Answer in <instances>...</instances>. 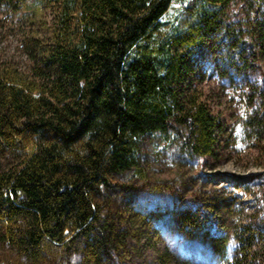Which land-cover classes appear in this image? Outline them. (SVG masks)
I'll use <instances>...</instances> for the list:
<instances>
[{
	"label": "trees",
	"instance_id": "1",
	"mask_svg": "<svg viewBox=\"0 0 264 264\" xmlns=\"http://www.w3.org/2000/svg\"><path fill=\"white\" fill-rule=\"evenodd\" d=\"M55 1L59 19L41 46L37 79L0 71V264H117L131 235L113 208L128 192L122 177L147 176L144 144L161 136L183 161L224 156L226 125L194 84L186 53L208 31L230 33L222 16L232 0ZM231 34L236 72L217 75L234 88L264 54L251 39L239 45L241 30ZM251 113L243 128L260 130L248 133L258 140L264 116ZM211 205L190 206L211 216L205 224L186 209L179 219L220 251L227 239ZM235 243L240 256L256 258L244 237Z\"/></svg>",
	"mask_w": 264,
	"mask_h": 264
},
{
	"label": "rangeland",
	"instance_id": "2",
	"mask_svg": "<svg viewBox=\"0 0 264 264\" xmlns=\"http://www.w3.org/2000/svg\"><path fill=\"white\" fill-rule=\"evenodd\" d=\"M58 7L55 0L0 4V71L9 69L30 81L37 79L34 71L41 46L51 43ZM225 11L222 20L230 33L219 27L208 31L204 42L186 53L194 66V84L203 89L226 125L224 156L218 161H183L165 150L161 136L144 144L140 168L147 176L143 179L132 170L122 177L128 194L118 198L113 208L131 235V246L117 255V264H234L237 255V264H264V126L258 140L248 133L260 130L243 128L249 111L264 116V56L237 77L240 83L234 88L217 75L220 67H226V73L236 72L227 61L234 54L226 52L236 50L230 47L236 28L245 34L241 47L251 39L256 47L262 44L264 54V1L232 0ZM248 83L256 90H249ZM200 200L212 203L220 216L227 239L220 251L202 228H184L180 223V214L187 210L205 224L211 216L190 207ZM240 236L256 258L234 250Z\"/></svg>",
	"mask_w": 264,
	"mask_h": 264
}]
</instances>
